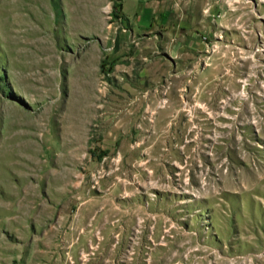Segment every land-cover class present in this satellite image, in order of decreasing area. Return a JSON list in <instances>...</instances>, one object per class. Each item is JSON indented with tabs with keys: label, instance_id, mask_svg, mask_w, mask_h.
<instances>
[{
	"label": "rangeland",
	"instance_id": "rangeland-1",
	"mask_svg": "<svg viewBox=\"0 0 264 264\" xmlns=\"http://www.w3.org/2000/svg\"><path fill=\"white\" fill-rule=\"evenodd\" d=\"M189 5L151 80L120 0H0V264H264V0Z\"/></svg>",
	"mask_w": 264,
	"mask_h": 264
},
{
	"label": "crops",
	"instance_id": "crops-1",
	"mask_svg": "<svg viewBox=\"0 0 264 264\" xmlns=\"http://www.w3.org/2000/svg\"><path fill=\"white\" fill-rule=\"evenodd\" d=\"M120 2L125 19L128 24L133 25L130 34L145 36L144 38L149 41L137 42L135 48L128 49V51H126L125 46L112 50L113 68L111 72L110 70L107 71L106 76L108 77L110 72L115 77H122L133 74L136 70L139 77L154 80V77H157V73L160 71V67L164 64L158 62L159 57H155L157 46L149 35L159 32L163 28H169L173 19L175 21L178 18H189L191 12L190 0H120ZM198 2L202 4L203 0H198ZM200 9L198 10L201 11ZM171 27L172 31H166V34H163L162 37L166 39V36H170L168 38L169 43H179L177 40L180 39L176 36L177 29H174V25ZM171 32L172 34L169 35ZM184 42L185 40L182 43L186 44ZM179 44L176 45L174 51L183 47L181 43ZM136 57L137 59H143L138 69L134 68V64H132L133 59ZM124 61H129V63L126 64Z\"/></svg>",
	"mask_w": 264,
	"mask_h": 264
}]
</instances>
